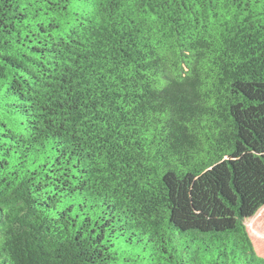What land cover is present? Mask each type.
<instances>
[{"label": "trees", "instance_id": "16d2710c", "mask_svg": "<svg viewBox=\"0 0 264 264\" xmlns=\"http://www.w3.org/2000/svg\"><path fill=\"white\" fill-rule=\"evenodd\" d=\"M259 213L264 0H0V264H264Z\"/></svg>", "mask_w": 264, "mask_h": 264}, {"label": "rangeland", "instance_id": "374dc122", "mask_svg": "<svg viewBox=\"0 0 264 264\" xmlns=\"http://www.w3.org/2000/svg\"><path fill=\"white\" fill-rule=\"evenodd\" d=\"M248 229L257 244L261 257H264V213L257 214L249 223ZM256 245L254 244V249ZM257 249V248H256Z\"/></svg>", "mask_w": 264, "mask_h": 264}]
</instances>
